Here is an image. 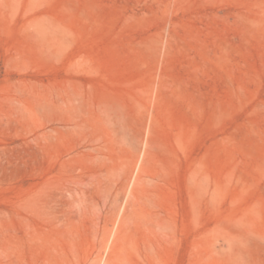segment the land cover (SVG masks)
<instances>
[{
	"label": "rangeland",
	"instance_id": "374dc122",
	"mask_svg": "<svg viewBox=\"0 0 264 264\" xmlns=\"http://www.w3.org/2000/svg\"><path fill=\"white\" fill-rule=\"evenodd\" d=\"M0 264H264V0H0Z\"/></svg>",
	"mask_w": 264,
	"mask_h": 264
}]
</instances>
